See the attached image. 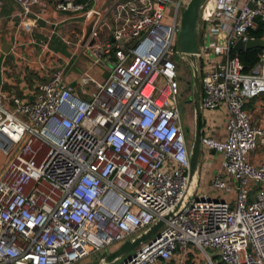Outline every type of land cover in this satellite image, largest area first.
<instances>
[{
  "label": "built area",
  "instance_id": "obj_1",
  "mask_svg": "<svg viewBox=\"0 0 264 264\" xmlns=\"http://www.w3.org/2000/svg\"><path fill=\"white\" fill-rule=\"evenodd\" d=\"M15 1L28 12L40 0ZM188 2H54L84 25L95 15V44L84 45L113 64L103 82L83 75L71 86L51 65L33 89L0 87V264H77L170 212L122 264H186L190 254L264 264V158L253 160L264 122L246 109L264 94V48L257 73L231 52L238 40L264 39L250 35L264 22V0H207L201 9V158L221 156L203 184L198 174L189 182L178 106L176 43ZM92 83L89 98L74 92Z\"/></svg>",
  "mask_w": 264,
  "mask_h": 264
},
{
  "label": "crops",
  "instance_id": "obj_2",
  "mask_svg": "<svg viewBox=\"0 0 264 264\" xmlns=\"http://www.w3.org/2000/svg\"><path fill=\"white\" fill-rule=\"evenodd\" d=\"M0 1V87L3 91L21 94L33 89L46 79L44 75L51 65L62 69L65 81L71 86H75L83 75L93 78L97 64L80 56L89 48L82 42L84 22L79 14L57 11L54 8L57 0H40L31 5L28 12H24L15 0ZM92 1L95 6L102 7L107 0ZM5 43L10 44L8 52L3 50ZM75 59L83 60L85 66L74 69ZM93 90L94 86L89 85L84 90L75 88L74 92L81 98H89ZM246 109L254 124H262L264 94L250 99ZM216 124L221 125V121ZM202 158L197 177L201 183H207L211 172L219 168L221 156L214 155L207 163ZM260 158H264V147L253 154L254 161Z\"/></svg>",
  "mask_w": 264,
  "mask_h": 264
},
{
  "label": "water",
  "instance_id": "obj_3",
  "mask_svg": "<svg viewBox=\"0 0 264 264\" xmlns=\"http://www.w3.org/2000/svg\"><path fill=\"white\" fill-rule=\"evenodd\" d=\"M207 0H189L187 6L181 14L180 31L176 43V52L179 57L187 59L191 63L192 78L188 83L189 89H192L191 100L194 108V137L189 149V182L193 181L200 167L201 158V120H202V106H201V83H200V70L198 65V56L200 54V20L201 9ZM93 18H89L84 25V36L82 42H87L88 46L95 44L93 38L88 40L89 33L92 29L95 15ZM6 48H3L4 52H8L10 44L5 43ZM264 48V39L252 38L246 42L238 40L234 44V48L237 51L250 48ZM259 64L252 70V73H257ZM259 141V137L257 139ZM172 213L165 214L163 218L158 219L144 231L139 234L124 240L117 247L103 250L95 255L91 260L81 261L77 264H122L130 255L129 252L137 248L142 242L158 233L160 228L164 225L165 220ZM133 254V253H132ZM128 255V256H126ZM122 259V260H120Z\"/></svg>",
  "mask_w": 264,
  "mask_h": 264
},
{
  "label": "rangeland",
  "instance_id": "obj_4",
  "mask_svg": "<svg viewBox=\"0 0 264 264\" xmlns=\"http://www.w3.org/2000/svg\"><path fill=\"white\" fill-rule=\"evenodd\" d=\"M78 20L81 21V19H78ZM80 30H81V28H79V33H81ZM80 56L84 57L83 60L85 59L89 63L94 62L97 64L94 66V70H95L94 74L95 75H93V72L91 75H93V78L96 81L103 82L105 77L107 76V74L111 71L113 63L107 59H98V57L95 54H93L91 51H88V50L85 52H81ZM83 60L75 59L74 60L75 66L73 68L77 69L78 66L84 67L85 62ZM176 61H177L179 77H180V89H179L180 99L178 101V106L181 110V119H182V123H183L184 127L186 128L185 131H186V136L188 139V146L190 149V146H191V143H192L193 137H194V108H193V103L191 100L192 89L188 88V86H190L188 83L191 81V78H192V67H191L190 61L187 59H183V58L178 56ZM100 72L103 74H100ZM90 85L94 86L93 83ZM209 115H210V113H209ZM209 115L207 114V116H209ZM257 151H260V147L257 148ZM129 238H131V237H129ZM119 244H120V242H117L110 247L111 248L117 247ZM111 248H109V249H111ZM135 249L130 251L128 255L132 254L135 251ZM95 255H97V254H95ZM95 255H91V256L85 258L84 261L91 260ZM128 255H126V256H128ZM120 260H122V259H120ZM117 263H119V262H117ZM117 263H114V264H117Z\"/></svg>",
  "mask_w": 264,
  "mask_h": 264
},
{
  "label": "trees",
  "instance_id": "obj_5",
  "mask_svg": "<svg viewBox=\"0 0 264 264\" xmlns=\"http://www.w3.org/2000/svg\"><path fill=\"white\" fill-rule=\"evenodd\" d=\"M77 1H83V0H77ZM264 34V22L259 20V26L255 30L250 31V35L253 37H262ZM262 49L255 47V48H250V49H243L240 51H237L235 48L231 50L232 53H236L244 65V70L249 71L251 70L257 63H258V54L260 53ZM202 125V124H201ZM195 256L193 254L189 255V258L186 261V264H203L201 260H198V262H195ZM212 260L214 264H224L221 262L219 257L216 254L212 255ZM160 264H174V261H162ZM205 264V263H204Z\"/></svg>",
  "mask_w": 264,
  "mask_h": 264
},
{
  "label": "flooded vegetation",
  "instance_id": "obj_6",
  "mask_svg": "<svg viewBox=\"0 0 264 264\" xmlns=\"http://www.w3.org/2000/svg\"><path fill=\"white\" fill-rule=\"evenodd\" d=\"M186 129V128H185Z\"/></svg>",
  "mask_w": 264,
  "mask_h": 264
}]
</instances>
